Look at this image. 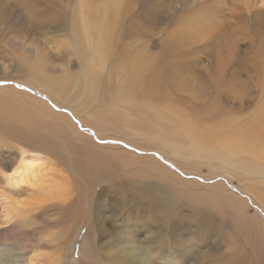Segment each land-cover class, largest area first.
<instances>
[{
    "label": "bare ground",
    "instance_id": "1",
    "mask_svg": "<svg viewBox=\"0 0 264 264\" xmlns=\"http://www.w3.org/2000/svg\"><path fill=\"white\" fill-rule=\"evenodd\" d=\"M99 1L81 0L80 19L74 18V21H80L76 23L80 25L79 28L75 29V54L85 62L81 80L76 77L64 80L60 79L61 76L48 75L45 67L38 62L31 65L21 64L17 68L27 83L23 82V86L16 83L13 85L22 87L26 93L42 99L48 97L47 101L53 100L59 105V109H43L32 104L30 106L9 91L0 93V139L11 140L8 143L13 148H20V151L25 153L19 157V167L10 172L0 171V183L4 184L6 198L1 200L3 215L0 221L3 227L24 228L32 225L34 218L40 217L43 212L41 209H34L35 205L59 201L63 208L60 216L53 219L58 220L59 224H64L68 216L72 218L76 213L78 217L96 213V217L86 223L72 218L75 223L72 230L59 229V235L51 238L59 242L60 251L71 246L79 249L88 264H238L250 251L253 253V259L264 262V256H259L262 243L264 245V223L259 218L252 217L244 209L242 201L245 196V200L252 203L264 217V101L245 125H225L217 132L196 128L187 115L186 117L183 113L175 114L159 107L152 108V112L142 110L134 116L121 111L111 114L92 109V101L95 99L93 88L112 94L114 80H117L118 83L123 82L128 86L129 91L139 90L145 96H158L165 91V83L171 78V75L164 76V71L168 70L169 74L177 71L174 62L157 63L159 58L146 53L144 49L145 51H137L128 58H120V63L109 71L105 79L100 80V71L107 69L108 61L116 58L118 52L117 28L123 17V1L112 0V4L108 6H105L107 2L104 3L106 14L102 20L97 18L102 9ZM60 15H55L52 19L58 21ZM258 17L255 18L256 21ZM184 39L186 37L182 36L173 43ZM257 61L254 59L252 63L256 65ZM242 67L244 64L241 62L235 71L232 69V79L229 77L231 80L227 81L225 78L224 84L220 85V89L222 86L223 90L230 92L232 97L237 96L240 101L250 98L249 87L239 76V72L244 71ZM249 73H254L256 88L264 84L263 72L259 66L252 68ZM179 80L183 81L184 76L179 75ZM116 91L111 97L133 95L119 86ZM40 93L43 96H40ZM80 94L84 97L78 101ZM11 95L15 98L11 99ZM119 101L136 104L130 98ZM114 102L110 100L109 103ZM73 105L81 107L72 109ZM62 108L72 109L71 111L84 119L87 117L88 125L96 130L95 135H116V139H109L115 141L108 144L122 146L125 142L132 146L122 140V135L124 136L128 127L133 136L145 138L143 142L137 140L140 146L151 149L147 152L132 146L136 153H158L171 169L156 158L147 162L143 161L141 156L135 157L124 151L115 152L106 148L103 151L84 144L78 130L72 129L74 118L68 116L69 114L57 112L63 110ZM215 111L218 113L216 109ZM164 115L170 117L171 122L166 121ZM28 153L32 154L26 156ZM167 154L185 163H175L166 156ZM39 155L51 159L56 166L64 168L68 175L59 176V180L50 178L41 170L45 161L41 160L43 157ZM201 164L208 166V174L219 171L222 178H199L202 174L198 169ZM162 167L171 176H176L174 171L182 175V184L187 186L192 182H200L196 184L200 185V193L190 192L187 186L176 185L171 179L163 176L158 178L157 170L163 169ZM188 175H192L191 178L195 180L190 179ZM151 178H155L154 181H151ZM233 178H240L237 187L239 196L233 194L234 190L229 192L226 187L222 195H225V199L228 191L232 201L242 205L241 209L234 206L237 205L236 202H232V205L228 197L226 201L222 200V190L220 195L214 194L223 189L224 184L229 185ZM68 180H71L70 183ZM104 182H109L115 196L117 194L123 202L131 206H125L123 219L119 218L120 212L123 211L119 204L117 219L112 216L107 218L104 214L103 201L100 202L102 194L98 197L95 194L97 186ZM211 183L218 184L220 189L210 187L214 192H207L204 188ZM68 184L74 186L71 192L69 187L72 186ZM0 194L3 195L4 191H0ZM88 205L90 207H87ZM91 207L97 209L90 211ZM44 220L50 221L49 218ZM79 232L83 234V239L73 242ZM197 241L202 242L205 250L196 248ZM62 259L63 257L58 258L56 254L49 253L37 262L30 260L25 263L20 259L13 262V258L7 261L0 259V264H60Z\"/></svg>",
    "mask_w": 264,
    "mask_h": 264
},
{
    "label": "rangeland",
    "instance_id": "2",
    "mask_svg": "<svg viewBox=\"0 0 264 264\" xmlns=\"http://www.w3.org/2000/svg\"><path fill=\"white\" fill-rule=\"evenodd\" d=\"M122 1L121 14L123 17L117 28L119 32L117 41L118 52L116 58L113 57L112 60L108 61L107 69L104 72L100 71V80L105 79L109 71L120 63V58H128L135 52L144 49L146 53L148 52L150 55L153 54L154 57L159 58L157 63L174 62L177 65V71L174 74H169L168 70L164 71L163 75L166 77L171 75V78L165 83V91L158 96H145L139 90L129 91L127 90L128 86L123 82L118 83L117 80H114L112 94L102 92L99 88H93L95 99L92 101V109L111 114H115L116 111H121L124 114L134 116L142 110L152 112L154 111L152 108L159 107L175 114L183 113L189 117L191 123L196 125V128L211 130V132L221 131L225 125L226 127L233 125L241 127L251 120L255 111L259 109L262 101H264V44H262L264 43V38H262L264 35V32H262L264 31V0ZM80 2L81 0H0V93L5 92V90L6 92L9 91L16 98L20 97L26 101L30 106L32 104V106L43 109H59V105L53 100L50 102L47 101L48 97L42 99L41 97L31 95L26 93L24 88H18L13 83L19 86L25 85L24 83H27V80L23 78L24 76H20L21 74L18 73L17 68L21 64L31 65L36 62L42 64L43 68L45 67L44 70L48 75L55 77L61 76L60 79L64 80L72 77H76L78 80L82 79L85 62L78 58V54H75L77 50L74 49L76 47L75 34L77 31L75 29L80 26L77 25L78 22L80 23V21H77L80 19ZM104 3H106L105 6H108L112 4V0L99 1V5L102 7L101 11L97 14L99 20H102L106 14V9L104 10L105 6H103ZM61 11L63 12L61 13ZM58 14L61 17L60 20H53L52 17ZM256 17H258L257 21L255 19ZM74 18L77 20L74 21ZM260 23L261 25H259ZM258 35L262 36L260 37ZM182 36L186 37V39L175 44L173 43V41ZM260 45L263 46L261 47ZM254 59L258 60V64L254 65L252 63ZM241 62L244 64V67H242L244 71L241 70L243 72L240 71L239 76L241 81L246 82L248 85L250 96V98L247 97L243 101H240L235 95L232 97V94L223 90L222 86L220 89V85H223L226 79L227 81L232 79L234 76V74L232 76V69L235 71V68ZM252 65L254 67L259 66V69L263 72V85L261 84L262 86L259 88H256L254 85V73H249L254 68L251 67ZM179 75L184 76L183 81L179 80ZM229 77L231 79H228ZM117 86L122 87L125 91L133 95L111 97L116 94ZM13 95L10 96L11 99L15 98ZM39 95L43 96L42 93ZM83 97L80 94L78 101ZM124 98H130L136 104L131 105L119 101ZM110 100L115 102L110 104ZM76 107L80 108L81 105H73L72 109ZM62 109L57 110V112L69 114L68 116L74 118L72 125L76 127L72 126V129L78 130L80 139L84 144L92 145L99 150L106 148L115 152L124 151L128 154H133L135 157L141 156L143 157L142 160H147V162L155 160L156 158L158 161H161H159L160 163L169 167L168 163L164 162L158 153L153 155L144 154L141 151L136 153L133 148L139 147L147 152L151 149L140 146L137 140L140 139L143 142L145 138L133 136L132 132L127 129L128 127L125 129L124 136L122 135V140L134 146L133 148L125 142H123L122 146L108 144L115 141L109 139H116V135H105L103 137L99 134L95 135L94 132L96 130L88 125L87 117L84 119L76 115L75 112L71 111L72 109ZM215 109L218 113H216ZM164 119L171 122L170 117L166 115H164ZM10 141L8 139H0V171L10 172L12 169L14 170L16 167H19L21 161L19 157L25 154L20 151V148H13L8 143ZM31 154L28 153L26 156H30ZM39 156H42L43 158L41 160L45 161L41 170L43 173L49 175L50 178L59 180L60 177L68 175V172L64 168L56 166L51 159H46L45 155ZM166 156L175 163L179 161L182 164L185 163L183 160L172 157L169 154ZM209 165L211 166V164ZM162 168L161 170H157L158 178L163 176L171 179L176 185L187 186L186 184H182V175L174 171L173 173L176 176H171L168 174V171L166 172L164 167ZM169 169L171 168L169 167ZM198 169L202 173L198 176L199 178L204 177L203 179L209 180L214 179L216 176L222 178L219 171H213L211 172L212 174H208L210 173L209 168L205 164H201ZM188 176L190 179L195 180L191 178L192 175ZM0 179H2L1 176ZM154 179L151 178V181H154ZM70 181L68 180L69 183ZM239 181L240 178H233L229 185H227L228 183L223 185V189H220L218 184L211 183L204 189L214 192L211 188L216 187L220 190L214 194L222 195L226 187L229 192L234 190L233 194L238 197L239 190H237V187L239 186ZM196 184L192 182V186L188 185L187 190L193 193H200V185L197 186L198 184ZM70 185L72 186L69 187L71 192V188L74 186L73 184H68V186ZM189 186L190 188H188ZM3 187L4 184L0 183V191H4L3 195L0 194V217L3 215V204H1V200L6 199ZM110 187L109 182L98 185L95 193L96 197L102 194L100 202L101 200L103 201V210L107 218L112 216L117 219V204L121 205L123 211L120 212L119 218L123 219L125 206L129 208L131 206L127 202H123L117 194L115 196V193ZM228 191H226V196L232 204V202L236 201H232ZM72 196L74 197L73 194ZM221 197L223 198L222 200L226 201L227 197L224 199L225 195ZM129 199H131V195H129ZM242 201H244V209L252 217L259 218L264 223V217L261 212L252 203L245 200V196L242 198ZM235 204L237 205H232L241 209L240 206L242 205L240 203L236 202ZM87 207L90 206L88 205ZM62 208L63 206L59 204V201L35 205L34 209H41L43 212L40 217L34 218L32 225H27L24 228L5 229L0 221V259L7 261L15 258L13 262H18L19 259L25 263L30 260L37 262L38 260H42V257L45 255L52 253L56 254L58 258L59 256L63 257L60 264H72L73 262L75 264H88L85 257L79 253V249L76 250V247L72 248L71 246L68 248L65 247L60 251L59 242H55L51 238L54 235H59V229L72 230L74 228L73 225H75L72 218H77L79 221L83 220V223H86L96 217V213L92 215L90 213L83 217H78V213L75 214V217L71 213L73 214L72 218L68 216L64 224H59L58 220L53 221V219L60 216ZM89 209L93 211L97 208L91 207ZM44 218H49L50 221L44 220ZM57 221L58 224L56 223ZM82 239L83 234L79 232L73 242H78ZM196 245L197 249L205 250L202 242L197 241ZM210 246L211 244H209ZM262 246V250L264 251L263 243ZM262 250L259 251L261 258L264 256ZM252 254L251 251L247 252L238 264H264L263 261L253 259Z\"/></svg>",
    "mask_w": 264,
    "mask_h": 264
}]
</instances>
